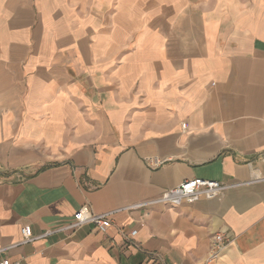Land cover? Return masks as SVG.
<instances>
[{
  "label": "crops",
  "instance_id": "1",
  "mask_svg": "<svg viewBox=\"0 0 264 264\" xmlns=\"http://www.w3.org/2000/svg\"><path fill=\"white\" fill-rule=\"evenodd\" d=\"M263 158L264 0H0V259L207 264L224 233L212 264H264V182L143 206L194 178L249 183ZM86 205L117 211L106 233L12 247Z\"/></svg>",
  "mask_w": 264,
  "mask_h": 264
},
{
  "label": "built area",
  "instance_id": "2",
  "mask_svg": "<svg viewBox=\"0 0 264 264\" xmlns=\"http://www.w3.org/2000/svg\"><path fill=\"white\" fill-rule=\"evenodd\" d=\"M183 128H186V124L183 125ZM264 162V158H263ZM149 164L152 168L156 169L162 165V162L158 159L149 160ZM254 182H264V177H255L249 183H238L235 185H229L217 181H210L200 178H194L190 180H186L175 188L164 191L158 198L147 202L144 207H172L178 208L183 204H194L201 199L212 200L218 198L225 194L227 191L246 186L250 183ZM117 211H112L105 214H95L91 207L83 206L76 214H75V222L70 226L64 227L59 230H50L41 236H35L31 226H24L21 229L22 240L20 243L13 245L12 247L32 243L34 241L40 240L42 238H47L55 233L61 231H75L76 229L88 225L93 224L98 227L99 231L102 233H106L108 229L112 226V216ZM137 231H133L131 236H136ZM214 245L210 251L209 257L207 259V264H212L218 256L229 246L232 244V239L226 238L225 234L219 233L214 238ZM10 247V248H12ZM6 249H0V254ZM0 264H20V263H12L9 259H0Z\"/></svg>",
  "mask_w": 264,
  "mask_h": 264
}]
</instances>
